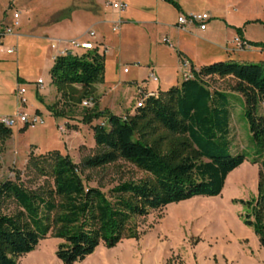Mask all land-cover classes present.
I'll return each instance as SVG.
<instances>
[{
    "label": "rangeland",
    "instance_id": "374dc122",
    "mask_svg": "<svg viewBox=\"0 0 264 264\" xmlns=\"http://www.w3.org/2000/svg\"><path fill=\"white\" fill-rule=\"evenodd\" d=\"M91 1L0 0V25L13 21L14 13L19 12L21 26L18 30L22 36L32 38L24 40L27 45L21 48L18 42L8 46L10 42L6 41L1 46L0 102L16 100L17 96L11 97L12 87L30 86L26 95L27 106L22 111L44 120L43 124L34 128L18 124L11 128L10 139H0V185L6 181H18L30 190H37L47 182L51 184V178L40 177L31 169V155L36 158L56 154L69 156L79 166L82 178L87 179L90 186L100 187L105 192L120 183L138 182L145 176L135 167L122 162L106 170L86 168L85 162L97 153L92 127L105 121L94 120L92 125H86L83 120L95 107L126 118L136 113L140 92L152 95L169 91L171 88L164 90L165 81L170 83L175 79V68L179 66L176 51L180 49L173 42L171 46L165 43L166 46L152 47L138 36L134 38L137 40H133L126 35L109 34L115 49L110 48L107 54L106 84L96 90V105L85 108L55 91L51 93L50 90L56 88L50 74L54 63L51 53L48 54L44 48V39L59 40L88 32L91 26L85 17V10ZM221 1L218 0L220 4ZM233 1L234 14L240 17L237 23L245 27L248 42L258 46L245 54H224L223 58L212 63L197 60V56L189 54L198 65L201 63L204 67L218 62H234L264 66V0ZM210 3L214 5L217 0H210ZM126 5L125 11H128L130 6ZM106 6L110 7V3ZM116 17L118 19V15ZM231 37L228 36L226 41L230 42ZM219 38L223 43L225 37L221 34ZM14 41L16 43V39ZM13 47L18 48V53L8 56L6 49ZM172 48L173 52L170 51ZM21 50L23 62L18 70L19 61L16 58ZM75 53L81 54L79 51ZM151 63L164 67L169 77L154 72L159 78L156 84L150 77L154 67ZM185 67L188 69L189 64L186 63ZM125 69L130 73H125ZM19 77L27 79V82L18 84ZM38 78L44 81L45 90L50 91L47 101L44 99L45 103L35 96ZM208 83L212 90L219 91H227L231 84L230 81L217 79ZM51 106H55V113L63 117L54 116L49 110ZM230 111L231 152L245 155L246 161L227 177L220 196L198 197L152 212L148 217L134 221L137 238L123 239L113 248L102 243L91 256L74 264H264V249L260 246L259 237L245 223L249 210L243 203L254 202L259 196L260 167L253 164L257 149L246 119V104L242 95H231ZM18 211L12 201L2 207V213L8 216H14ZM59 244V239L49 235L35 251L20 257L17 264H63L56 256Z\"/></svg>",
    "mask_w": 264,
    "mask_h": 264
},
{
    "label": "trees",
    "instance_id": "16d2710c",
    "mask_svg": "<svg viewBox=\"0 0 264 264\" xmlns=\"http://www.w3.org/2000/svg\"><path fill=\"white\" fill-rule=\"evenodd\" d=\"M175 7L170 0H164ZM250 48L258 45L242 42ZM180 87L150 96L143 108L122 118L96 107L83 124L92 127L97 153L85 162L89 169L106 170L122 162L145 176L138 182L120 183L105 192L92 187L69 156L31 155V169L51 184L30 190L22 182L0 185V264H17L36 250L49 235L59 239L56 256L63 264L82 262L100 244L108 248L123 239L137 238L134 221L171 204L198 197L221 195L227 177L246 161L231 152L232 94L242 95L246 119L256 143L259 196L243 203L249 210L246 225L264 249V66L218 62L198 71ZM57 92L80 105L92 100L96 85L105 81V57L97 51L58 57L51 70ZM230 81L227 91L212 90L208 81ZM55 106L49 107L54 116ZM0 126V139L11 138ZM12 201L18 212L2 213Z\"/></svg>",
    "mask_w": 264,
    "mask_h": 264
},
{
    "label": "crops",
    "instance_id": "0c3cea01",
    "mask_svg": "<svg viewBox=\"0 0 264 264\" xmlns=\"http://www.w3.org/2000/svg\"><path fill=\"white\" fill-rule=\"evenodd\" d=\"M170 1L176 4L178 7H175L171 3L164 0H93L89 4V8L85 10V17L89 20V24L91 26L88 32H80L79 34L74 36H65L59 38V40H51L45 38V41L43 42L44 48L48 54L51 53V60L53 61V63H55V56L57 54V51L63 50L64 48L68 47L71 42L77 40L91 41L99 47L100 52L103 48H108L107 53L104 55L106 62V57L110 52V48L115 49L112 41L113 38H111L109 34L120 36L126 35L133 40H137L134 38L138 36L140 37V39H145L146 42H149L148 44H151L150 46L152 47L154 45L166 46L167 44H165L164 41L168 40L169 43L167 46H171L173 42L180 49L176 51L179 66L175 68L176 73L174 75V81H171L170 83H167V80L165 81L166 88H164V90L173 87H180L185 81L191 79L192 68H195V70L197 71L202 68L201 63H199V65L196 63V59L203 60L204 62L206 61V63H212L223 58L224 54H226V56H232L234 54H245V52L253 50L248 45L241 49L238 47V40H240L241 42H248V40L246 39V32L244 29L245 27L242 28L240 27L241 23H237L240 17L234 14L235 4L233 0H222L223 2L221 1V4L217 0V3L214 5L210 3V0ZM107 3H126L130 6V9L128 11H123L120 13L112 9L111 6L107 7ZM16 13L19 14L18 27L14 26V15L13 21H10L6 25L4 23L0 25V32H3L7 29L11 30V34H7L0 38V48L6 41L10 42L9 44H7L8 46H12L15 44L17 45L18 42V46L19 48H21L23 47V45H27L24 40L28 41V39H32L31 37H25L20 34L18 29L21 26V14L19 12H15L14 14ZM202 14H206L210 17L205 31L200 30L196 25H187L184 28H181L178 25V20L181 16ZM117 15L118 19L116 17ZM116 27H118V30L114 32V29ZM91 32L95 33L96 35V38L94 40L89 37V34ZM221 34L225 37L223 43H221L219 38ZM231 35L232 37L230 39V42H227L226 39ZM14 39H16V43ZM152 39H154V41L151 42ZM54 43L58 44V50H54L52 48ZM6 50V54L8 56H14L15 53H18L17 47L8 48ZM10 50L15 51L12 54H8V51ZM170 51L173 52V48ZM82 54L83 52L76 55ZM189 54L197 56L196 59ZM16 61H19L17 69L20 70L23 62L22 50L17 55ZM186 63L189 64L188 69H186L185 67ZM151 66L154 67L153 72H151L150 74V77L151 75H154L157 78V82H155L156 84L159 83V78L157 75H155L154 72H158L163 77H169L164 67H160L155 63H151ZM125 71L126 69L124 70V72ZM127 73L129 74L130 71H127ZM21 81L27 82V79H22L19 77L17 79V83L19 84L21 83ZM39 81H42L43 84L39 85ZM104 84L106 83L104 82ZM44 85V81L41 78H38L35 87V96L39 101H42L43 103H45L44 99H47L50 91L51 93L54 91L58 93L56 88L50 91H46ZM22 86L23 87L18 89L12 87L13 89L11 90V97L14 95L17 96V91L19 89H24L26 91V99V95L28 94V87L30 86ZM98 87L104 88L103 84L96 85V90L98 89ZM114 88H117V86H115ZM152 95L156 96L158 94ZM18 111L19 104L17 98L16 100L0 102V118H9L14 115L16 116Z\"/></svg>",
    "mask_w": 264,
    "mask_h": 264
},
{
    "label": "built area",
    "instance_id": "2783aa9c",
    "mask_svg": "<svg viewBox=\"0 0 264 264\" xmlns=\"http://www.w3.org/2000/svg\"><path fill=\"white\" fill-rule=\"evenodd\" d=\"M110 6L112 7V9H114L120 13L125 11L127 8V5H125L123 3H113V4H110ZM18 19H19V14L18 13L14 14V20H15L14 26L15 27H18V25H19ZM209 20H210V17L206 14L181 16L178 20V25L181 28H184L187 25H196L199 27L200 30L205 31L206 27H207V23L209 22ZM117 30H118V27H116L114 29V32H116ZM7 34H11L10 29H7L3 32H0V38H2L3 36H5ZM89 37L92 40H94L96 38V35H95V33L91 32L89 34ZM164 42L169 43L168 40H165ZM245 46H247V45L242 43L240 40H238V47L240 49L245 47ZM52 48L54 50H58V44L54 43ZM14 51L15 50H10V51H8V54H12V53H14ZM75 51L83 52V54L88 53V52H92V51H97L98 54L104 56L107 53L108 48H103L102 51L100 52L99 47L95 43H93L91 41L77 40V41L71 42L68 45V47L64 48L63 50H58L57 54L55 56V59L58 57H63V56H67V55H76ZM125 73H127V70L125 71ZM151 78L154 82H157V78L154 75H151ZM38 84L42 85L43 82L39 81ZM25 93H26V91L24 89H19L17 91L19 111L13 119L0 118V126L5 127L7 129H11L18 124H23L27 128H34L37 125L44 123V120L40 116H38V115L30 116L21 110L23 107L26 106V103H27V101L25 99ZM140 95H141V98H140L139 103H137V105H136V110L139 108H143L145 105V101L150 96H154V95L144 94L143 92H140ZM82 106L85 108H91L94 106V104H93L92 100H89V101H84L82 103ZM101 125L106 126V124L104 122Z\"/></svg>",
    "mask_w": 264,
    "mask_h": 264
}]
</instances>
